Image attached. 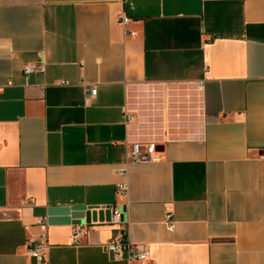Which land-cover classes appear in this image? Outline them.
I'll use <instances>...</instances> for the list:
<instances>
[{"label": "crops", "instance_id": "1", "mask_svg": "<svg viewBox=\"0 0 264 264\" xmlns=\"http://www.w3.org/2000/svg\"><path fill=\"white\" fill-rule=\"evenodd\" d=\"M0 208V264H264V0H0Z\"/></svg>", "mask_w": 264, "mask_h": 264}, {"label": "built area", "instance_id": "2", "mask_svg": "<svg viewBox=\"0 0 264 264\" xmlns=\"http://www.w3.org/2000/svg\"><path fill=\"white\" fill-rule=\"evenodd\" d=\"M120 25L124 27L129 23V18L121 14L120 16ZM129 36L133 37L134 33H127ZM43 70L41 65H26L22 68V74L27 77L28 75L41 72ZM59 85H67L66 82H59ZM96 94V90L94 87H90L88 90V97L93 98ZM131 121L130 116L124 115V124H127ZM161 160L160 156L156 152V148L154 144H146L145 146H140L138 144L131 145L130 148L126 149L125 152V165H147V164H155L159 163ZM122 171L121 173H123ZM116 192L119 196H125L127 192V187L125 184H120L116 186ZM1 209V208H0ZM110 211V224L118 225L122 223L123 215L117 211L116 209L109 208ZM40 221H42L40 219ZM163 226L168 232H173L174 230V222L172 220L171 214H166ZM79 235L78 229H75L74 236L77 237ZM29 255L31 258L35 260L37 264H41L43 262L42 248L39 246H34L29 243ZM106 251L113 255L115 260H123V256L125 254V260L128 263H138L145 264L148 259V251L147 250H135L132 249L129 243L125 240L116 241L107 246Z\"/></svg>", "mask_w": 264, "mask_h": 264}, {"label": "water", "instance_id": "3", "mask_svg": "<svg viewBox=\"0 0 264 264\" xmlns=\"http://www.w3.org/2000/svg\"><path fill=\"white\" fill-rule=\"evenodd\" d=\"M47 216L49 223H71L73 226H82L94 221L95 212H90V209L85 206H65L50 209ZM53 217H58V220H52Z\"/></svg>", "mask_w": 264, "mask_h": 264}]
</instances>
